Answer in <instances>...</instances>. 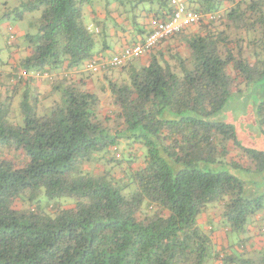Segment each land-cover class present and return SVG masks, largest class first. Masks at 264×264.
<instances>
[{
    "label": "trees",
    "instance_id": "1",
    "mask_svg": "<svg viewBox=\"0 0 264 264\" xmlns=\"http://www.w3.org/2000/svg\"><path fill=\"white\" fill-rule=\"evenodd\" d=\"M184 3L219 18L111 67L109 41L147 36L170 0H0V24L40 14L0 74V264H264L228 239L264 218V153L213 117L264 76V0ZM19 86L49 104L15 107ZM236 171L263 176L260 196Z\"/></svg>",
    "mask_w": 264,
    "mask_h": 264
},
{
    "label": "rangeland",
    "instance_id": "2",
    "mask_svg": "<svg viewBox=\"0 0 264 264\" xmlns=\"http://www.w3.org/2000/svg\"><path fill=\"white\" fill-rule=\"evenodd\" d=\"M39 12H25L24 17L22 20H9L6 21L8 25H11L12 27H15L18 30V40L17 42H22V38L25 35L26 32H30L31 26L34 22H36L39 19ZM2 24H0L1 27ZM8 49L6 47V40L3 41L0 37V68H2V64H5V62L8 63ZM41 88L45 89L47 85H43L42 82H40ZM46 86V87H45ZM28 92L29 96L35 95L39 97L38 93L35 91V89H27L26 87H17L16 90L13 92V97H15L14 105L16 107V104L18 101H20V97L24 95V92ZM2 96L6 94V96H9L12 94V90L8 89L6 92L2 91ZM42 97H39V100L41 104H49L46 99H43ZM264 100V76L259 81L256 82L247 88H244L242 92L239 94L233 95L230 100L225 104L224 108L218 111L213 117L218 122H224L226 124H229L233 127V131L235 133V137L238 141V143L243 148L251 149L256 152L264 153V133L263 130L260 127V124L257 121V113L256 109L259 106V103ZM123 151H125V157L127 158V155H133L137 154L139 151V148L137 145L134 146L133 152L132 150H128L129 148L123 147ZM129 158L125 159L128 160ZM86 166V165H85ZM89 172L92 174H98L101 170L100 168L95 167L94 164H89V166H86ZM235 174L241 179L245 181L246 184V197H255L260 196L262 192V185H263V176L262 175H248L246 173H241L240 171H236ZM209 214V213H208ZM218 217V216H217ZM249 223H247L245 232H239V234H231L228 233L229 241L230 243L234 242H242L248 245L247 249L243 251L247 257L250 258H258L260 256V253L258 252H264V248L262 247L260 241V237H258L256 234L258 230L263 231L262 228H264V218H261V216H253L251 219L248 220ZM212 227L215 229L217 227V223L214 222L212 224ZM263 233V232H262ZM222 236V234H219V237ZM226 240V237L224 238ZM253 248L251 249V247ZM239 252V253H243ZM238 253V254H239Z\"/></svg>",
    "mask_w": 264,
    "mask_h": 264
},
{
    "label": "built area",
    "instance_id": "3",
    "mask_svg": "<svg viewBox=\"0 0 264 264\" xmlns=\"http://www.w3.org/2000/svg\"><path fill=\"white\" fill-rule=\"evenodd\" d=\"M170 4L173 11L169 20H153L151 22L152 30L142 42L123 48L119 54L112 56L107 62H104V64L111 67L121 66L129 60L139 58L164 39L169 38L173 34H176L201 20H215L219 18L217 13L202 14L195 12L187 8L185 3L179 0H170ZM14 34L15 30L12 27H9L7 29V39L11 38ZM88 68L97 71L100 67L98 63L91 61L88 64ZM22 75L23 74L19 73V76Z\"/></svg>",
    "mask_w": 264,
    "mask_h": 264
},
{
    "label": "crops",
    "instance_id": "4",
    "mask_svg": "<svg viewBox=\"0 0 264 264\" xmlns=\"http://www.w3.org/2000/svg\"><path fill=\"white\" fill-rule=\"evenodd\" d=\"M179 1H181V2H185V0H179ZM169 6V5H168ZM153 14H157V16L158 17H160V16H162V14L164 13V11L163 10H161V8H158V7H156V6H154L153 5ZM158 11H160V12H158ZM152 17L154 16V15H151ZM150 16V17H151ZM11 26V25H10ZM7 23H3V25H1V28H0V37L2 38V40L3 41H5L6 40V38H7V29L10 27ZM14 30H15V32H17L18 33V30L15 28V27H12ZM136 32L135 31H133V30H131V29H129V34L128 35H126V37L127 36H129L130 37V39L128 38V41L127 40H123V42H121V43H117L116 41H114V40H110L109 41V45H110V47H112V50L113 51H111L110 52V54H108L107 52L106 53H103V55H104V57H106L107 59L109 58H111L112 56H114V55H116V54H119L120 53V51L123 49V48H125L126 46H128L127 45V43L129 42V44H131L132 45V42L130 41L131 39H134L135 40V42L136 43H134V44H137V43H140V42H142L145 38H146V34H143L142 35V37H139L138 35H136L135 34ZM8 63L10 64V59L8 60ZM4 70H7V66H2V68H0V74L2 73V72H5ZM1 86V85H0ZM1 88V87H0ZM38 93H40V91L38 92ZM263 229V228H262Z\"/></svg>",
    "mask_w": 264,
    "mask_h": 264
}]
</instances>
